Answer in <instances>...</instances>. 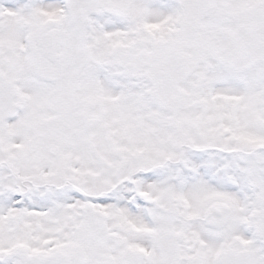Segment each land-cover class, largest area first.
I'll return each instance as SVG.
<instances>
[{"label":"snow or ice","instance_id":"obj_1","mask_svg":"<svg viewBox=\"0 0 264 264\" xmlns=\"http://www.w3.org/2000/svg\"><path fill=\"white\" fill-rule=\"evenodd\" d=\"M0 264H264V0H0Z\"/></svg>","mask_w":264,"mask_h":264}]
</instances>
